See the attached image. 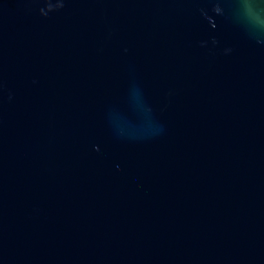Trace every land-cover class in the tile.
<instances>
[{
	"label": "water",
	"instance_id": "95a60500",
	"mask_svg": "<svg viewBox=\"0 0 264 264\" xmlns=\"http://www.w3.org/2000/svg\"><path fill=\"white\" fill-rule=\"evenodd\" d=\"M0 264H264V0H0Z\"/></svg>",
	"mask_w": 264,
	"mask_h": 264
}]
</instances>
